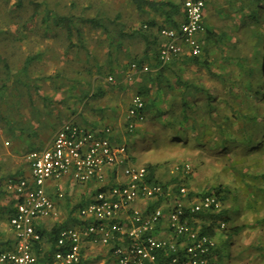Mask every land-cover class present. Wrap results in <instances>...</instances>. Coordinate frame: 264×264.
Returning a JSON list of instances; mask_svg holds the SVG:
<instances>
[{
	"label": "rangeland",
	"instance_id": "obj_1",
	"mask_svg": "<svg viewBox=\"0 0 264 264\" xmlns=\"http://www.w3.org/2000/svg\"><path fill=\"white\" fill-rule=\"evenodd\" d=\"M14 1L0 0V16L3 15V17L8 18L7 12L9 11L5 9L8 6L6 2L11 4ZM30 2H35V4L40 6L37 10V16L39 17L46 8L54 10L58 14L62 13L72 16L73 26H79L81 38L84 39L85 43L89 44L95 54H103L105 52L107 34L103 33L101 29L91 27L89 23L82 22L78 16L89 18L98 15L103 23L108 24L112 17L118 15V19L123 20L126 30L127 28L129 30L139 28L144 24L146 18L145 13L134 7L132 0H22L20 13H23L24 17L34 5ZM213 5L215 6H209L205 12L207 28L211 31L218 33L226 30L230 33L233 41L242 43L250 39L251 44L252 40H254L250 34L251 32L254 30L264 32L263 21L258 25H244L241 23L240 14L235 10L227 16L231 8L229 9L225 0H219ZM236 6L234 4V8ZM221 8L225 9V12L222 10L223 13L220 16L217 10H221ZM3 10L6 12H3ZM21 20L24 19L21 17ZM39 23V20L37 21L36 19L29 21L24 33V41L20 42L19 49L18 41L11 39L10 30L4 26V21L0 17V76L2 75L1 71H3L4 62L1 59L2 57L9 63L10 70L15 73L22 61L19 54H46V51H48L47 54L49 51L55 54L58 52L56 48L61 49V46L63 50L66 48L68 39L63 28L56 29L53 25L49 26L43 23L40 25ZM46 26L49 27V32L44 31ZM20 31L23 32V30ZM205 34L206 31L200 38L202 45ZM81 38L80 35L74 32L71 41L79 43ZM15 44L18 49L13 53V45L15 46ZM251 44L245 45L248 57H251L256 51L250 47ZM77 48L78 46L73 47V50ZM261 49L260 47L259 50ZM71 52H68V54H71ZM38 59L41 60V57ZM260 59H264V52L259 58L253 57L251 59L253 70L256 69ZM30 68L35 70L31 73L33 79L30 81V88L28 91L19 90L23 94L21 97L23 98L22 106L17 107L20 108V110L18 109L20 114L21 112L24 114L29 112L32 100L28 101L27 97L30 96L29 94L33 96V94L37 93L35 89L44 93L50 88L52 83L68 82L74 75L71 74V66L64 68L61 71V76L60 74L54 75L55 68L45 65L42 60L40 62L34 60ZM185 76L200 77L202 81L206 80L203 71L195 66H189L186 69ZM13 81V77H9L5 80L4 87L0 88V156L5 158L3 165L8 170L18 164L16 162L17 154L13 152V143H15L16 139L12 135L11 138L9 137L11 119H15V113L17 112V109L15 110L17 105L13 103L11 98L12 93L17 92V90L14 91L15 88L12 89ZM206 84L207 87H213L209 82H206ZM33 101L34 104H39L34 98ZM201 101L202 98L199 103ZM249 101L251 106L257 109L264 107L263 102L254 100V98H249ZM75 109H77V106H75ZM67 118V112H62L59 114L57 121L51 119L50 123L46 125L49 130H56L60 123ZM169 122L167 114L160 115L157 120L153 118L148 121L145 117L142 122L136 125L132 132L124 131V142L126 144L133 140L140 144H138L139 146L135 151L129 154V162L144 166L151 164L154 176L161 184H167L172 187L178 185V182L184 184L188 191L192 192L193 196L187 197L190 202L202 195L203 192L214 191L215 188L220 186L222 190L220 195L224 197L221 200L222 210H227L231 213L232 218L228 222L218 219L214 223L215 233L212 235L213 240L216 246L220 243L225 245L226 260L223 264H264V177H262V174H264V147L255 153L244 150L240 143L242 139L241 131L237 127L233 128L234 130L230 134L227 133L225 135L227 138L226 145H228L226 149L218 147L220 140L217 136L210 134V132L198 134H190L191 132H189L188 139L184 141L173 140V137L169 136H172L178 127L176 124H170ZM20 126H23L22 123H20ZM43 126L45 125L43 124ZM40 130L38 128V131ZM26 131L31 132L33 129L28 125ZM7 141L8 144H5L4 142ZM141 142L144 143L142 144ZM39 143L42 144L44 142L40 141ZM20 157L23 158V155ZM184 164L190 166L188 172L179 169ZM92 199L93 196L88 202ZM189 201H185L186 206L189 205ZM172 204L173 202L163 199L158 205L162 206L164 211L167 212ZM222 221L224 222L223 227L220 226ZM198 226H200L199 221ZM165 227L164 232L160 236H171L168 227ZM234 227L241 228L234 233L231 231ZM90 245L87 248L85 260L83 258V264H109V262H112L110 251H105L104 244L91 242Z\"/></svg>",
	"mask_w": 264,
	"mask_h": 264
},
{
	"label": "built area",
	"instance_id": "obj_2",
	"mask_svg": "<svg viewBox=\"0 0 264 264\" xmlns=\"http://www.w3.org/2000/svg\"><path fill=\"white\" fill-rule=\"evenodd\" d=\"M208 1L179 0L183 21L177 27L159 28V34L167 39L157 54L162 65L179 56L182 45L189 55L201 54L198 34L206 30L204 8ZM137 67L136 63L130 65L131 70ZM141 69L148 70L147 66ZM108 80L113 78L108 77ZM143 106L142 97L133 95L127 109L128 132L144 120ZM109 133V128L97 132L66 122L57 130L49 146L28 153L29 176H13L4 181V189L16 197L14 212L9 218L15 246L13 250L0 252V264H36L31 248L41 240V234L34 222L55 213L54 200L45 190L47 180L69 175L80 183L102 181V168L117 165L122 167L124 181L99 190L79 209V215L87 220L83 228L59 229L48 264H83L85 239L104 245L116 240L109 250L112 264H218L213 237L194 229L186 220V209L191 213L221 210L222 201L218 196L203 193L186 206L185 186L163 187L160 183L149 182L148 169L143 165H131L126 144L112 143ZM183 166L188 172L190 166ZM158 197L173 202L166 214L162 206L145 211L131 207L137 199ZM123 210L130 211L127 227L118 217ZM164 217L171 233L168 238L155 235ZM220 226H224L223 221Z\"/></svg>",
	"mask_w": 264,
	"mask_h": 264
},
{
	"label": "crops",
	"instance_id": "obj_3",
	"mask_svg": "<svg viewBox=\"0 0 264 264\" xmlns=\"http://www.w3.org/2000/svg\"><path fill=\"white\" fill-rule=\"evenodd\" d=\"M217 1L219 0L208 1L204 8L206 29L205 12L209 6L214 7L215 5L213 4ZM225 1L230 9L234 7V4L239 5L242 2H250L252 0ZM261 3H264V1L262 0ZM222 10L225 12L223 8L217 10L220 16L223 13ZM139 11L146 14L145 22L142 24L143 28L147 30L146 36L133 35L134 29L129 30L127 28V48L124 54H108L107 50L103 54H62V50L59 48H56L58 52L55 54L50 51L48 54H32L36 61L40 62L42 60L45 65L53 66L55 68L54 75L60 74L61 76V71L67 66H72L71 74L74 75L68 81L69 83L67 81L52 83L50 88L44 93L37 89H35L37 93L33 94V96L28 93L30 96L27 99L28 101L32 100V102L29 112H26V114L23 112L21 114L18 113L20 108L17 107L22 106L21 102L23 101V98H21L23 94L19 92V89L17 88L15 96H11L13 103L17 105L15 106L17 112H14L15 119H11L9 137L11 138L12 135L16 139L15 143H13V152L17 154L16 162L18 164L8 170L3 165L5 158L0 156V180H4L11 175L29 176L28 153L31 150L49 146L57 130L66 122H72L80 127L97 132L109 128V137L112 143L126 144L124 142V131L127 130L128 123L127 109L132 96L135 94H139L148 106L145 110V117L148 121L153 118L157 120L159 115L165 111H167L166 114L170 113L172 96L164 93V84L166 80L170 79V64L180 55H189V53L186 46L181 44L180 55L169 63L162 65L158 60L157 54L158 49L166 43L167 39L159 34V28L174 26L166 23V19L152 9L144 8ZM174 18L178 24L183 21L182 6L180 15H175ZM150 20L155 22L154 26L148 25ZM203 34L204 32L198 34L199 40ZM106 37L108 36L106 35ZM19 57L23 60L28 55L19 54ZM37 57H41V60ZM87 59L90 61L89 64L86 63ZM132 63H136L138 67L131 70L130 65ZM141 66H147L148 70L143 71ZM108 77H112L113 80L109 81ZM32 97L39 104H34ZM75 106H77V109H75ZM62 112H67L68 118L61 122L56 130H49L46 124L50 123L51 119L57 121L59 114ZM20 123L23 126H20ZM28 125L32 127L33 131H26ZM38 128L41 130L38 131ZM40 141L44 143L40 144ZM4 143L8 144V141ZM21 155H23V158L20 157ZM180 168L181 171H185L184 166ZM101 172L103 175L102 181L80 183L69 175L62 176L59 179L47 180L45 190L54 200L55 213L50 217L38 218L34 222L35 228L40 234H44L39 242L32 244L31 251L36 258V264H48L49 254L55 247L56 236L60 228L71 226H81L83 228L85 226L87 220H84L79 215V209L86 205L96 192L121 183L125 179L122 167L118 165L106 166L102 168ZM58 194H62V196L59 197ZM15 201V195L0 186V252L13 250L15 246V235L8 222V217L10 218L14 212ZM157 202V199H137L132 203L131 207L141 211L152 210L159 206L156 205ZM129 212V210H123L118 216L125 227L129 226ZM165 226H167L166 217L163 218L161 227L155 233L157 237L168 238V236H160L164 232ZM54 236L55 240L52 242V237ZM90 243L86 239L83 241L84 260L87 248L91 246ZM115 243H117L116 240L105 245V251L107 250L108 252ZM41 257L44 259L43 262L40 261ZM109 264H112V262H109Z\"/></svg>",
	"mask_w": 264,
	"mask_h": 264
},
{
	"label": "trees",
	"instance_id": "obj_4",
	"mask_svg": "<svg viewBox=\"0 0 264 264\" xmlns=\"http://www.w3.org/2000/svg\"><path fill=\"white\" fill-rule=\"evenodd\" d=\"M10 1V0H9ZM264 1V0H263ZM262 0H252L250 2H242L237 5L236 8H231L227 16L231 14L233 10L238 12L241 16V23L244 25H258L261 21L264 22V3ZM8 6L7 17H0L4 21V26L10 30V37L13 40L18 41V48L20 42L24 41V33L28 27L31 19L39 20V24L49 25L56 29L63 28L65 36L68 39L66 48L62 54H95L89 47V44L84 42L81 37V30L79 26H73L72 16L65 14H58L54 10L44 9L41 16H37V10L40 8L35 2L28 14L25 17L20 13L22 7V0H15ZM137 10L149 8L160 14L166 19V23L170 26L177 27L178 22L174 18L175 15H180L181 6L178 0H132ZM3 12H6L3 10ZM224 15V14H223ZM21 17L24 20H21ZM76 17V16H74ZM82 22L89 23L91 27L101 29L103 33L107 34L106 50L108 54H124L127 48V30L123 20L118 19L119 16L112 17L108 24L103 23L100 17L92 16L84 18L78 16ZM63 24V25H62ZM153 20L148 21L149 26H154ZM20 30H23L20 31ZM45 32H49V27L46 26ZM146 31L141 25L139 28L133 30V35L139 34V36H146ZM76 32L80 35L81 41L79 43L71 41V37ZM252 38V44L250 39L237 43L231 39V35L226 30H222L218 33L206 29V34L203 39L202 52L200 55L192 56L188 54L180 55L175 58L170 64V75L166 80L165 91L166 95H171L172 100L170 113L168 118L170 124H176L178 128L175 130L172 136L173 140H186L188 134H198L203 132H210L212 135L217 136L220 140L218 147L226 149V137L235 128L241 131L242 139L240 140L241 146L244 150L255 153L264 147V107L251 106L249 98H254L259 102L264 103V59H260L255 70L251 67V59L255 57L259 58L264 52V32L254 30L250 33ZM250 36V37H251ZM15 41H11L14 43ZM16 43V42H15ZM251 44L250 47L256 51L252 56L248 57L245 45ZM108 45V46H107ZM73 50V47H77ZM13 53L16 52L17 46L13 45ZM262 48L259 50V48ZM48 51H46L47 53ZM28 57H24L20 62V66L17 67L15 73L10 70V65L4 57L1 59L3 62V71L0 83V88L4 87L5 80L9 77H13L14 81L12 89L14 91L17 88L28 91L30 81L33 79L31 74L35 70H31L30 66L35 60L34 55L27 54ZM90 63L89 59L86 61ZM189 66H195L199 70L203 71V75L206 77L205 81L202 78H192L185 76L186 69ZM72 67V66H71ZM201 75V73H200ZM86 77V76H85ZM162 79V78H161ZM206 82L213 85L212 88L207 87ZM17 86V87H16ZM11 96H15L12 93ZM246 97V98H245ZM202 101L199 103L200 99ZM144 101V99H143ZM148 108L144 101V106L141 110V114L145 117V110ZM246 109V110H245ZM165 111L161 115H166ZM160 116V115H159ZM11 129V128H10ZM245 133V136H244ZM168 137V138H169ZM237 141V140H232ZM142 144L144 142H141ZM232 143V142H231ZM139 143L136 140L126 144L129 154L135 151ZM29 151V150H28ZM148 169V181L151 183H160L153 173V166L151 164L145 165ZM183 167V166H182ZM179 169H181L179 167ZM13 177V175L6 177L4 180H0V186L4 187V181L7 178ZM264 177V174H262ZM185 186L184 184L175 185L174 188L179 186ZM163 187L168 186L162 184ZM221 187L215 188L214 191L203 192L214 193L220 200L224 197L220 195ZM193 196L191 191L187 189L186 201H189L187 197ZM163 198H157V204L162 201ZM186 213V220L190 226L199 232L214 235V223L219 219L223 221H229L231 213L227 210H219L217 213L214 211H199L197 213H191L188 209ZM198 221L200 226H198ZM9 222V217H8ZM85 223V222H84ZM87 224V222H86ZM219 227V225H218ZM241 228V227H239ZM238 227L231 229L232 232H238ZM54 234V233H53ZM43 237L44 234L41 233ZM55 236L52 237L54 242ZM56 241V240H55ZM55 245V244H54ZM36 246V245H35ZM34 246V248H35ZM51 253V252H50ZM214 256L218 260V264H223L226 260L225 245L217 244L214 250ZM44 259H40L43 262Z\"/></svg>",
	"mask_w": 264,
	"mask_h": 264
}]
</instances>
